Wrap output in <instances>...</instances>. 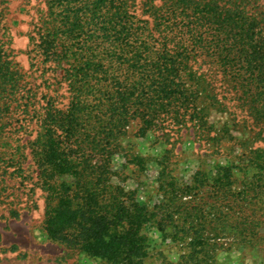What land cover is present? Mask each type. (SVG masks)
Segmentation results:
<instances>
[{
  "label": "trees",
  "instance_id": "16d2710c",
  "mask_svg": "<svg viewBox=\"0 0 264 264\" xmlns=\"http://www.w3.org/2000/svg\"><path fill=\"white\" fill-rule=\"evenodd\" d=\"M127 4L44 0L33 46L44 63L62 70L71 101L58 116L48 110L50 126L36 139L32 161L45 193L41 227L51 240L111 264H145L148 241L141 232L150 223L167 235L166 218L154 219L171 218L173 203L149 210L107 186V151L131 120L143 133L160 114L172 112V121L180 123L179 110L190 111L199 126L208 124L212 110L229 104L264 121V18L258 0H161L147 20L136 18ZM91 119L94 135L82 140L81 123ZM50 131H59L65 144ZM84 143L95 152L93 163L82 154ZM254 153L244 165L257 167ZM230 169L220 168L224 192ZM255 183L254 195L237 193L241 211L250 206L237 223L240 241L250 244L264 228V184ZM245 231L250 234L243 236ZM178 237L171 239L185 241ZM187 246L175 264L202 263L198 255L213 243L193 238ZM158 264L174 263L162 258Z\"/></svg>",
  "mask_w": 264,
  "mask_h": 264
},
{
  "label": "rangeland",
  "instance_id": "374dc122",
  "mask_svg": "<svg viewBox=\"0 0 264 264\" xmlns=\"http://www.w3.org/2000/svg\"><path fill=\"white\" fill-rule=\"evenodd\" d=\"M126 2L141 20L148 19L152 6L161 4V0ZM258 5L264 18V0ZM44 11V0H0V264H111L51 240L41 227L45 193L32 150L50 126L48 110L58 116L71 101L62 70L44 63L33 46L37 20ZM200 90L203 96L204 89ZM170 113L160 114L143 133L140 123L131 120L107 151V186L120 188L124 196L149 210L173 203L171 218L158 214L154 219L166 218L167 235L150 223L141 232L148 241L144 263L158 264L162 258L181 262L187 244L198 238L213 243L209 252L198 255L203 258L200 264H264V228L252 244L240 241L237 230L238 216L249 215L250 208L241 211L237 193L246 190L248 198L255 194L251 183L264 184V121L255 122L231 104L222 111L212 110L205 126L191 122L190 111H178L182 116L178 124ZM93 121L81 123L80 139L85 134L93 137ZM49 134L65 144L59 131ZM83 145L82 154L93 163L95 152ZM253 151L256 168L244 165ZM226 167L231 168V177L224 192L218 179L220 168ZM173 236L185 241L173 242Z\"/></svg>",
  "mask_w": 264,
  "mask_h": 264
}]
</instances>
